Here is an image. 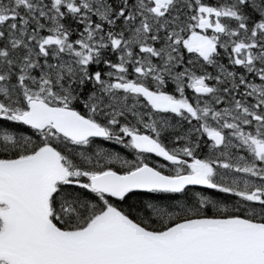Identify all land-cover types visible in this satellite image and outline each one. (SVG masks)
<instances>
[{
	"label": "snow or ice",
	"instance_id": "1",
	"mask_svg": "<svg viewBox=\"0 0 264 264\" xmlns=\"http://www.w3.org/2000/svg\"><path fill=\"white\" fill-rule=\"evenodd\" d=\"M0 264H264V0H0Z\"/></svg>",
	"mask_w": 264,
	"mask_h": 264
}]
</instances>
